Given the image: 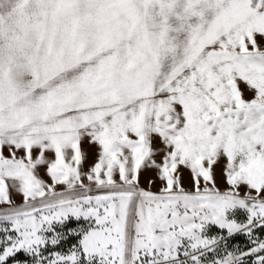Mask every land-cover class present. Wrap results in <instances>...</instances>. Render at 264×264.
Masks as SVG:
<instances>
[{
    "label": "snow or ice",
    "instance_id": "snow-or-ice-1",
    "mask_svg": "<svg viewBox=\"0 0 264 264\" xmlns=\"http://www.w3.org/2000/svg\"><path fill=\"white\" fill-rule=\"evenodd\" d=\"M0 264H264V0H0Z\"/></svg>",
    "mask_w": 264,
    "mask_h": 264
},
{
    "label": "rangeland",
    "instance_id": "rangeland-1",
    "mask_svg": "<svg viewBox=\"0 0 264 264\" xmlns=\"http://www.w3.org/2000/svg\"><path fill=\"white\" fill-rule=\"evenodd\" d=\"M141 184H142V186H145V187L147 186L143 178L141 179ZM185 187H188L187 179H185ZM220 187L223 188V184H221ZM153 190H157V189H153ZM16 199H17V201H19L20 198L17 197Z\"/></svg>",
    "mask_w": 264,
    "mask_h": 264
}]
</instances>
